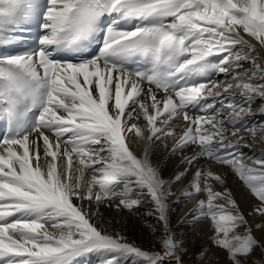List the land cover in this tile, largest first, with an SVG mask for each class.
Segmentation results:
<instances>
[{
    "label": "snow or ice",
    "instance_id": "1",
    "mask_svg": "<svg viewBox=\"0 0 264 264\" xmlns=\"http://www.w3.org/2000/svg\"><path fill=\"white\" fill-rule=\"evenodd\" d=\"M257 96L264 0H0V264H185L168 198L193 168L181 194L199 197L193 221H209L212 247L228 264H264V235L217 171L230 169L264 217V150L245 155L239 135L264 139V124L246 123ZM167 139L182 154L170 179L150 151ZM142 202L161 225L158 249L97 227L101 206Z\"/></svg>",
    "mask_w": 264,
    "mask_h": 264
},
{
    "label": "rangeland",
    "instance_id": "2",
    "mask_svg": "<svg viewBox=\"0 0 264 264\" xmlns=\"http://www.w3.org/2000/svg\"><path fill=\"white\" fill-rule=\"evenodd\" d=\"M257 140H261L259 145L262 148H264V139H261L259 136H257L255 138V143H254L256 147L258 146ZM217 171L222 172L224 174L225 184L227 186V189L230 191V194H231L233 199H234L233 191H236V192H239L242 194H246L249 196V199L252 201L249 209H242L239 205L240 210L244 213V215L246 216V218L248 219V221L252 225L254 234L258 238L261 237L262 235H264V232L259 231L255 228L256 224L264 222V217H260V216L256 215L255 213H252V209L258 203V201L255 199V197H253L251 195L250 191L246 188V186L237 177H234V175H233L234 178L227 176L228 174H230L232 172L230 169H228V168H217ZM178 185L179 184L177 182L172 184V188H171L172 195H170L169 198L177 196L176 194L174 195L173 193L176 190H177L176 191L177 193L180 191V190L176 189V187ZM215 187L217 190H220L223 186L217 184ZM178 198L182 201L176 202L174 204H168L169 205V211H170L169 223H170L172 230L176 233L177 237L185 242V247L188 249V254L184 257L185 264H204V261L201 260V261L197 262V260H196V255H195L196 253H195V247H194L196 241L197 242L202 241V243H204V244H202L203 248L210 249L209 254L213 256V259L211 261H209V264H228V260L226 259L225 254L222 252H219L218 249L212 247V245L210 243V240L208 238L210 236L209 221L203 220L202 222H194L191 219L192 216L194 215V213H193L194 206L197 204L199 197L194 196L193 198L188 199L182 195V196H179ZM185 205L186 206L188 205L187 208H184ZM149 208H150V205L148 203L142 202L136 208H134L131 211L126 210V209L121 210V211H123L122 214L124 216L132 217V218L135 217L136 219H139L140 221L142 220L143 222H140V224H142V226H144L147 230L152 231V229L155 228L157 230V232L155 234L154 233L153 234L155 235V239H156V235L159 234V231L161 229V225L158 222V220L156 219L155 214L150 213ZM121 211L118 212L117 214H120ZM185 213H186V215H185ZM250 213H252V214L250 215ZM180 218H184L187 221L186 224H184L185 222L182 223ZM206 236H208V237H206ZM205 237H206V239H205ZM203 240H204V242H203ZM153 246H155V245H153ZM156 247H157V243H156ZM257 252L259 253L260 250L258 249ZM254 258L258 259V256L254 257ZM214 260H215V262H214Z\"/></svg>",
    "mask_w": 264,
    "mask_h": 264
},
{
    "label": "bare ground",
    "instance_id": "3",
    "mask_svg": "<svg viewBox=\"0 0 264 264\" xmlns=\"http://www.w3.org/2000/svg\"><path fill=\"white\" fill-rule=\"evenodd\" d=\"M249 42L255 43V41L251 37H249ZM165 145H167V148L165 147ZM171 147H172V141L171 139H167L163 142H157V144L153 145L150 150L151 160L153 164H157L160 166L161 171L166 179H170L171 176L176 171L180 170V167H181L179 161L177 159H174L173 158L174 156L169 155V149ZM130 148L137 155L143 154L144 145L142 143H132L130 145ZM191 176H192V172H189L188 175L181 181V183L177 182L179 185L176 187V189L180 191L177 193L176 192L177 190H176L173 193L174 195L176 194L177 196L169 198L168 204H174L177 202V199H179L178 197L182 195L181 193L183 192L185 185L188 183V180L191 178ZM85 177L90 178L87 175H85ZM233 193H234L233 197L236 200V202H238V205H240L242 209H249L252 203V201L249 199V196L246 194L236 192V191H233ZM76 202L78 203V201ZM85 206L87 207V201H85ZM187 206L185 205L184 208H187ZM93 211H95V205H93ZM117 211L119 212V210H116L115 207L109 208L106 205L101 206L99 208L100 215L97 217H94L97 227L103 228L107 230L109 233L115 230L119 232L121 235H123L124 237H126L128 241L134 242L136 245H139L144 249L152 248L153 245H155L156 247L155 235L153 234L151 230H147L144 226H142V224H140V222H143L142 220L140 221L139 219H136L135 217L132 218V217L124 216L122 214L123 211L121 210H120L121 213L117 214L116 213ZM169 213L170 211L168 210V215ZM202 244H204L202 243V241L201 242L196 241L194 245L195 253H197L198 250L201 249V247H203Z\"/></svg>",
    "mask_w": 264,
    "mask_h": 264
}]
</instances>
